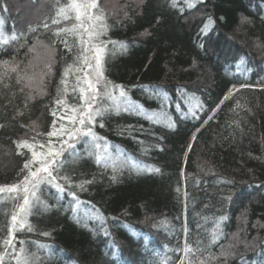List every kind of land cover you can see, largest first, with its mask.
<instances>
[{
    "label": "trees",
    "instance_id": "obj_1",
    "mask_svg": "<svg viewBox=\"0 0 264 264\" xmlns=\"http://www.w3.org/2000/svg\"><path fill=\"white\" fill-rule=\"evenodd\" d=\"M69 2L0 0V31L6 37L0 34V186L19 184L28 173L24 164L31 151L18 148L19 142L41 152L49 139L57 140L47 135L53 120L57 128L68 121H61L67 108L56 100L80 103L71 90L78 73L67 78L66 94L60 84L66 67H80L78 39L55 35L76 21L52 23ZM97 4L108 25L101 39L113 42L105 75L144 111H109L96 118L93 130L103 138L98 151L105 153L108 145L107 159L99 153L100 163L91 140L65 151L58 175L65 192L41 186L42 203L28 217L33 230L15 233L16 251L8 249L5 264H16L12 256L21 247L35 264H162L165 258L167 264H181L186 243L204 249L193 253V260L211 254L219 258L214 264H264V0ZM209 17L214 24L204 36L200 30ZM46 64L51 73L40 82ZM18 77H23L19 83ZM102 104L111 107L107 100ZM152 111L166 112L169 120L147 119L144 112ZM111 156L124 159L112 164ZM19 203L20 197L0 194V241L8 237ZM217 224L223 235L209 246Z\"/></svg>",
    "mask_w": 264,
    "mask_h": 264
},
{
    "label": "snow or ice",
    "instance_id": "obj_2",
    "mask_svg": "<svg viewBox=\"0 0 264 264\" xmlns=\"http://www.w3.org/2000/svg\"><path fill=\"white\" fill-rule=\"evenodd\" d=\"M174 3L175 0H173ZM94 9L97 11L93 12ZM70 13L73 14L72 17H70ZM70 18H74L76 23L70 28L58 29L55 35L60 36L61 33H67L77 37L80 51L76 57V61L80 67L76 69H73L72 65L66 67L62 74L60 84L64 86L63 93L66 94L68 91L67 78L73 72L78 73L75 75V82L71 90L74 93H79L80 103L79 105L67 106L64 99L56 100L55 103L57 105H64L67 108V111L60 116V119L61 121L66 119L68 123H61L59 128H57L56 120H53L52 130L47 135L50 138L56 137L57 140L53 141L49 139L46 150L37 152L34 150L36 145L29 144L27 141L19 142L17 145L18 148H28L31 151L32 159L24 164V169H27L28 173L19 184L0 186V194L7 193L13 199L17 197L22 198V203L17 204L16 209L11 214L8 237L0 241V247L4 249V251L0 252V264H5L6 257L11 255L8 252L9 248L16 251L15 233L24 231L25 229L27 231L33 230L31 224L28 222V217L31 214V210L42 203L38 195L41 186L48 185L54 187L60 193L65 192L64 185L58 182L59 169L63 164L61 157H63L65 151L69 149L74 151L78 141L84 140L87 143L88 140H91L92 144L90 147L97 150V163L101 162L102 157L98 150L101 148L99 141L103 140V138L99 137L93 130L96 124V118L104 116L109 111H115L117 113L124 111L134 114H140L144 111L142 105L130 101L128 92L123 85L113 83L105 75V57L108 55V44L113 42L101 39L102 36L107 34L108 25L105 22L102 10L98 8L97 0H70L65 7L58 9L57 18L53 19L52 23L59 24L61 20H68ZM220 19H223V17ZM2 23L3 21H0V24ZM213 24L214 20L209 17L200 30L201 34L207 36ZM44 27L48 28V24L45 23ZM29 31H35V28L30 27ZM12 39H17L15 34H13ZM63 42L65 47H68L67 40ZM120 47L126 50L127 45L121 44ZM199 47L203 49L204 44L201 43ZM3 63L6 67L9 64L8 61H4ZM45 67L47 72L40 73V82H43L45 75L51 73V64H46ZM17 68L18 65L11 67V71L16 72ZM21 78L23 77H18V83ZM27 78L29 80L35 79V75ZM241 87H244V85ZM153 93L159 96L163 95L159 89H153ZM57 94L58 96L61 95L60 89H58ZM105 100L111 102L110 108L102 104ZM161 107L163 108V105ZM179 107L180 105L177 104V108ZM196 107H199V105H196ZM189 110L192 111L191 108ZM193 114L195 113L193 112ZM53 115H56V113L53 112ZM144 115L147 119L153 121L160 119L165 121L169 120L166 112H144ZM169 126L174 125L169 124ZM100 127H103V124H100ZM107 147L108 145L105 142V159H107ZM40 148L44 149L45 145L41 144ZM33 164L38 165L35 170L32 169ZM136 170L160 172L159 168H146L141 166H137ZM62 179L66 183L69 182L67 177H62ZM79 187L83 189L84 185L80 184ZM21 193L22 197L20 196ZM71 196L76 204L80 203L75 192H72ZM227 198L231 199V196ZM73 211L75 212L76 209L73 208ZM220 219L223 220L226 217H221ZM222 235V230L219 224H217L211 233L209 246L216 244ZM19 243L23 245L24 241L21 240ZM40 247L43 248L44 246ZM203 251L204 249L200 247L193 249L186 243L183 249L184 258L181 264H185V261L188 264H214V261L219 259L211 254L203 258L197 256L195 260L191 258L193 253H202ZM220 255L225 256L226 253L221 252ZM227 255H230V253ZM12 259L15 260L16 264H35V257L24 247H21L18 250V254L12 256ZM162 264H167V258H165Z\"/></svg>",
    "mask_w": 264,
    "mask_h": 264
},
{
    "label": "rangeland",
    "instance_id": "obj_3",
    "mask_svg": "<svg viewBox=\"0 0 264 264\" xmlns=\"http://www.w3.org/2000/svg\"><path fill=\"white\" fill-rule=\"evenodd\" d=\"M104 1H105V0H104ZM115 1H116V0H110V4H112V6H113V5H114L113 3H115ZM119 1H121V0H119ZM113 7H114V6H113ZM0 34H1V38H2V39L6 38L3 32L0 31ZM99 153H100V154H105V153L102 152V151H99ZM122 157H123V156H111V157H108V158H109L108 162L114 164V163H116V162H119L121 159H124V158H122Z\"/></svg>",
    "mask_w": 264,
    "mask_h": 264
}]
</instances>
